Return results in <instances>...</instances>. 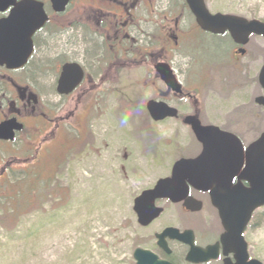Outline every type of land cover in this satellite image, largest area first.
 I'll use <instances>...</instances> for the list:
<instances>
[{"label":"flooded vegetation","instance_id":"obj_1","mask_svg":"<svg viewBox=\"0 0 264 264\" xmlns=\"http://www.w3.org/2000/svg\"><path fill=\"white\" fill-rule=\"evenodd\" d=\"M90 1L94 4L91 5ZM64 14L70 19L67 26L73 27L70 28L71 33L41 34L44 26L33 34L32 51L22 66L7 68L0 65V122L13 120L20 126L18 130L13 129L12 138L0 139V143L17 145L19 150L26 152L36 148L32 137H36L37 142L39 139L52 142L56 138L53 130L69 117L74 118L77 127L83 125L86 114L80 107L83 108L82 104L87 107L89 102H97V97L101 98V85L106 81L103 73L110 69L106 68L104 58L100 56L97 67L77 60L78 55L87 59L86 41L89 37L83 32L90 26L94 27V35L103 46L117 54V59L131 63L130 66L133 63L150 65L160 86L151 99L162 101L177 111V117L153 123L174 120L191 131L184 118L193 116L201 125L216 126L239 139L254 137L252 141L264 130V108L257 102V98L264 95L260 84L264 36L250 33L242 36L239 42L228 31L214 33L203 29L196 23L184 0H69L64 11L49 14V21L51 15L60 18ZM76 16L83 21L74 25ZM248 19L263 21L255 17ZM61 24L60 21V29ZM140 35L146 37L144 48L137 42ZM39 38L40 41L49 40L53 56L47 54L51 51L46 49L49 43L43 45ZM65 63L78 64L82 74L71 91L60 93L57 84L61 66ZM157 63L168 65L172 80L180 85V93L172 90L154 70ZM204 90L210 91L208 101ZM227 101L235 107L234 113L225 109ZM198 145L199 151L192 157L200 153L201 146ZM246 145L242 143L241 164L238 161L226 163L221 156H215L210 189L201 190L184 181L188 187L187 197L191 198L188 207L183 204L184 200H155V205L162 209L160 215L174 212L179 221L163 225L154 232L153 248L144 249L169 264H223L225 258L234 262L232 252L222 254L221 237L226 229L218 206L230 209L229 228L236 231L242 223L241 209L248 210L251 206L250 195L254 191L251 184L256 180V171L246 167ZM237 155L238 152L233 157ZM236 165L239 167L235 168ZM263 219L264 205L251 210L241 232L247 252L248 233L259 229ZM169 227L179 233L185 232L184 238L192 239V243L201 250L217 245V256L198 263L189 262L186 255L190 244L172 235L164 236V246L158 245L157 236Z\"/></svg>","mask_w":264,"mask_h":264},{"label":"rangeland","instance_id":"obj_2","mask_svg":"<svg viewBox=\"0 0 264 264\" xmlns=\"http://www.w3.org/2000/svg\"><path fill=\"white\" fill-rule=\"evenodd\" d=\"M41 1L52 14L47 0ZM204 1L212 12L264 21V0ZM51 16L41 34L71 33L66 14ZM82 21L76 16L73 23ZM83 33L89 37L87 59L77 60L97 67L103 57L110 67L101 98L80 107L83 125L69 117L53 130L52 142L32 137L36 148L26 152L0 143V264H135V247L152 249L153 233L179 221L176 213L165 212L140 227L133 199L169 176L175 160L198 153L197 141L178 121L153 123L148 117L144 104L160 87L150 65L118 60L92 26ZM41 40L51 50L49 40ZM137 42L144 48L146 37ZM47 54L53 56L52 50ZM204 94L208 101L210 91ZM225 104L234 113L231 101ZM240 139L247 144L254 137ZM248 242L249 256L264 264V222L248 233Z\"/></svg>","mask_w":264,"mask_h":264},{"label":"water","instance_id":"obj_3","mask_svg":"<svg viewBox=\"0 0 264 264\" xmlns=\"http://www.w3.org/2000/svg\"><path fill=\"white\" fill-rule=\"evenodd\" d=\"M53 12H62L69 0H48ZM193 13L197 24L211 32H223L227 30L232 37L240 42L241 37L249 33L262 34L264 36V23L256 20L247 21L244 18L228 14H214L207 12L203 0H185ZM7 14L0 17V65L7 68L22 66L32 51V35L44 26L48 16L44 11L43 2L39 0H0V13ZM157 72L174 90L180 92L179 86H175L172 76L163 64L156 66ZM72 73L74 76H72ZM81 68L76 63H65L61 66V72L57 84L60 93H67L81 78ZM260 84L264 89V67L260 76ZM264 106V96L257 99ZM146 110L154 121L165 117L176 116V110L164 103L148 100ZM13 120L0 122V139L12 138L13 129L18 130L19 124ZM184 122L192 130L195 139L201 144L202 150L194 158H179L171 168L168 177L160 178L153 187L142 190L133 200V211L136 221L141 226L148 225L161 212V208L155 206L157 198H168L173 202L184 200L187 207L191 198L187 197V186L184 181L195 188L208 190L211 188L209 180L214 170L215 156H221L226 163L235 161L233 157L238 152V161L242 160V145L233 134L219 130L215 126H202L193 116H186ZM247 167L256 171V180L251 184L254 188L250 195L251 206L248 210L241 209L242 223L236 231L229 228L230 209L220 207L219 214L226 232L221 237L222 254L230 252L234 254V262L228 258L223 264H263L255 258L249 259L246 243L241 232L248 221L251 210L264 205V131L245 149ZM219 166V165H218ZM198 207H196L197 209ZM166 235L175 236L177 239L190 244V250L186 260L193 263L205 261L217 256V245L201 250L192 244V239H185L184 233H179L175 228H166L158 237V245H163ZM135 264H169L160 260L149 250L136 247L132 252Z\"/></svg>","mask_w":264,"mask_h":264},{"label":"bare ground","instance_id":"obj_4","mask_svg":"<svg viewBox=\"0 0 264 264\" xmlns=\"http://www.w3.org/2000/svg\"><path fill=\"white\" fill-rule=\"evenodd\" d=\"M61 247H62V245H61Z\"/></svg>","mask_w":264,"mask_h":264}]
</instances>
